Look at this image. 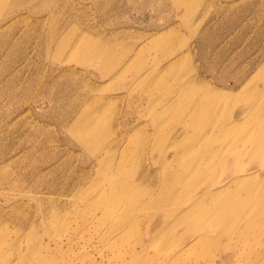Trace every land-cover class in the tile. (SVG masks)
Segmentation results:
<instances>
[{"label": "rangeland", "instance_id": "1", "mask_svg": "<svg viewBox=\"0 0 264 264\" xmlns=\"http://www.w3.org/2000/svg\"><path fill=\"white\" fill-rule=\"evenodd\" d=\"M246 108L264 0H0V264H264Z\"/></svg>", "mask_w": 264, "mask_h": 264}, {"label": "bare ground", "instance_id": "2", "mask_svg": "<svg viewBox=\"0 0 264 264\" xmlns=\"http://www.w3.org/2000/svg\"><path fill=\"white\" fill-rule=\"evenodd\" d=\"M109 65H110V70L112 71L115 68L119 67V65H121V63L117 62L116 60H113V61L109 62ZM110 70H109V72H110ZM262 113H263L262 110H254V109H251V108H246L244 110H241L240 113H239L246 120H248V121H250L251 123H254V124L256 123V124H258L260 126V128L257 127V128H259L258 130H255V131L252 132V137H255V140H254V142L256 144V146H255L256 150L255 151H260V150L264 151V137L257 136V135H260V134L261 135L264 134V120L261 118ZM189 143L192 144V142H188L187 144H189ZM173 148H175V147H173ZM189 148H190V146H189ZM188 152L189 151H187L186 153H188ZM240 172H242V171H240ZM243 182H245L244 179H237L234 182V186L241 185ZM231 186L232 185H230L229 187H231ZM258 191H259V193H261L260 196H262L264 194V191H260V189H258ZM184 215H185V213L182 216H184ZM200 234L201 233L199 232L198 235H200ZM202 238H203L202 235H200L197 239H195L193 241V244L201 242Z\"/></svg>", "mask_w": 264, "mask_h": 264}]
</instances>
